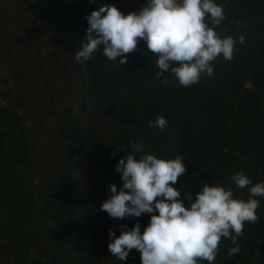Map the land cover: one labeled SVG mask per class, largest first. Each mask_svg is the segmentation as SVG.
Wrapping results in <instances>:
<instances>
[{
    "label": "trees",
    "instance_id": "obj_1",
    "mask_svg": "<svg viewBox=\"0 0 264 264\" xmlns=\"http://www.w3.org/2000/svg\"><path fill=\"white\" fill-rule=\"evenodd\" d=\"M213 2L224 18L204 22L234 39L233 58L218 55L211 77L202 72L185 87L171 71L156 78L157 54L143 40L123 65L102 46L76 60L87 15L106 4L126 15L148 0H0V264H141L136 249L126 261L112 256L108 232L118 237L137 222L143 232L152 214L101 211L109 185L123 186L116 166L131 141L143 154L183 159L186 172L172 186L185 207V194L195 202L204 184L247 202L248 188L264 183V0ZM158 117L163 130L149 126ZM238 172L248 187L232 181ZM253 198L258 221L244 222L241 251L229 257L236 245L221 237L211 264H264V197Z\"/></svg>",
    "mask_w": 264,
    "mask_h": 264
},
{
    "label": "clouds",
    "instance_id": "obj_2",
    "mask_svg": "<svg viewBox=\"0 0 264 264\" xmlns=\"http://www.w3.org/2000/svg\"><path fill=\"white\" fill-rule=\"evenodd\" d=\"M208 14L219 25L224 18L223 6L213 0H148L139 13L124 15L114 5H103L86 16L88 28L83 41L87 43L76 52V60L87 61L102 46L108 60L123 65L127 54L137 51L138 40H143L147 49L157 54V66L162 71L156 78L171 71L187 87L197 83L202 72L213 75L210 62L218 55L229 61L233 58L234 39H221L208 27L204 22ZM239 42L245 44V38L240 36ZM170 62L179 66L172 67ZM174 82L164 80L166 84ZM166 124L164 117L149 122V126L160 130ZM128 147L130 153L116 166L123 186L118 189L116 184L109 185L111 198L101 204V211L121 219L152 215L143 232L139 222L131 229L121 225L118 237L109 229L112 256L126 261L130 251L136 249L141 253V264H197L198 260L211 264L221 237H231L236 245L229 249V257L241 251L237 237L243 233L245 221H258L256 210L260 204L253 197H264V183L248 188L247 202L234 198L231 188L204 184L195 202L191 194H185L190 202V207H185L177 199L181 193L172 186L186 172L183 159L177 156L165 160L143 154L142 143L135 141ZM231 179L239 189L250 184L242 172Z\"/></svg>",
    "mask_w": 264,
    "mask_h": 264
},
{
    "label": "rangeland",
    "instance_id": "obj_3",
    "mask_svg": "<svg viewBox=\"0 0 264 264\" xmlns=\"http://www.w3.org/2000/svg\"><path fill=\"white\" fill-rule=\"evenodd\" d=\"M141 9H137V8H134V7H130L127 11V14L131 13V12H136V13H139ZM126 14V15H127Z\"/></svg>",
    "mask_w": 264,
    "mask_h": 264
}]
</instances>
